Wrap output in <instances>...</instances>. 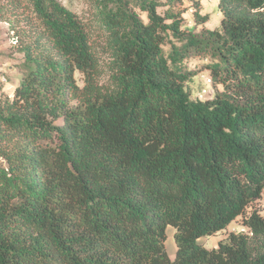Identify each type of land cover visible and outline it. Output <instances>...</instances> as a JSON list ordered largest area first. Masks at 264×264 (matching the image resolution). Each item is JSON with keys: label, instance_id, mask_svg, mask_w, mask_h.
Here are the masks:
<instances>
[{"label": "trees", "instance_id": "obj_1", "mask_svg": "<svg viewBox=\"0 0 264 264\" xmlns=\"http://www.w3.org/2000/svg\"><path fill=\"white\" fill-rule=\"evenodd\" d=\"M87 1L0 0L29 65L0 98V264H264V0L197 31L176 0Z\"/></svg>", "mask_w": 264, "mask_h": 264}, {"label": "rangeland", "instance_id": "obj_2", "mask_svg": "<svg viewBox=\"0 0 264 264\" xmlns=\"http://www.w3.org/2000/svg\"><path fill=\"white\" fill-rule=\"evenodd\" d=\"M61 4L76 13L80 17H86L89 13V2L87 0H59ZM166 2V0H161ZM218 0H176L174 6L175 11L181 13L183 20V28L186 30H199L202 24L196 22L194 18L195 10L198 11L199 16H208L207 22L203 24L209 29H217L220 25L221 14L217 9ZM168 6L159 8L158 12L164 14ZM9 21L0 19V98L10 96L13 89L20 83L23 76H26L29 71V65L24 61L22 53L19 49L17 31L9 30ZM21 31H25L26 35L30 33L27 27L19 25ZM16 38V39H15ZM190 66L199 64L197 61H191ZM199 70V69H198ZM204 71H199L197 76L193 78L190 84V89L193 97H210L212 95V88L205 82ZM205 93H202V90ZM255 209L264 216V195L255 203ZM241 221L238 219L232 222L224 231L217 233L215 236L208 238H201L198 243L206 249H212L217 246V243L224 239L230 232L241 231ZM168 255L171 259L174 258L175 245L172 240L171 231H168V239L166 243Z\"/></svg>", "mask_w": 264, "mask_h": 264}, {"label": "built area", "instance_id": "obj_3", "mask_svg": "<svg viewBox=\"0 0 264 264\" xmlns=\"http://www.w3.org/2000/svg\"><path fill=\"white\" fill-rule=\"evenodd\" d=\"M210 1V0H209ZM202 93H205V90H202Z\"/></svg>", "mask_w": 264, "mask_h": 264}, {"label": "crops", "instance_id": "obj_4", "mask_svg": "<svg viewBox=\"0 0 264 264\" xmlns=\"http://www.w3.org/2000/svg\"><path fill=\"white\" fill-rule=\"evenodd\" d=\"M169 230L171 231V234H172V230H171V229H168V231H169Z\"/></svg>", "mask_w": 264, "mask_h": 264}]
</instances>
